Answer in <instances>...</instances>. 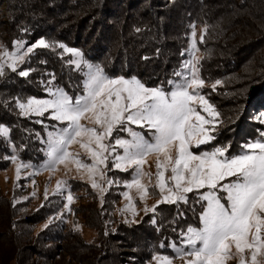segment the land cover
Instances as JSON below:
<instances>
[{
  "label": "trees",
  "instance_id": "16d2710c",
  "mask_svg": "<svg viewBox=\"0 0 264 264\" xmlns=\"http://www.w3.org/2000/svg\"><path fill=\"white\" fill-rule=\"evenodd\" d=\"M167 1L25 2L14 39L24 45L43 39L52 45L34 51L25 65V69L30 70L29 75L18 74L0 91V125L9 129V135L0 138V162L11 156L13 150L26 162L37 163L43 158L44 127L38 118H21L11 105L14 99L45 97L50 84L72 97L83 94V69L70 63L72 57L55 43L77 48L85 61L100 66L109 77H135L149 87L169 90L173 85L170 81L179 80L176 73L181 71L187 56L190 30L199 25L205 27L200 42L205 52L200 62V77L212 82L231 75V84L245 90L233 98V104H227L225 99V103H221L222 110L214 102L213 105L219 107V113L232 118L227 124L240 130L239 139L255 138L258 132H248L249 128L242 126V121L250 108L264 104V0H172L170 4ZM124 8L127 24L117 30L121 37L118 39L105 18ZM128 42L134 46L130 45L132 53H123L121 48ZM15 211L16 208L8 204L0 207V233L7 232L0 236V264H118L110 252H99L111 249L110 243L115 238L109 239V246L105 238L99 248L85 245L79 249L75 243L71 244L76 241L73 234L65 232L62 225L48 227L35 235L31 226L42 215L17 218ZM203 211L204 203L192 194L187 203H175L156 211L140 232L125 231L127 239L124 240L134 248L153 246L155 252L166 254L173 242L181 241L182 231L189 226H199ZM73 249L92 252L90 261L81 263L83 261L71 253Z\"/></svg>",
  "mask_w": 264,
  "mask_h": 264
},
{
  "label": "snow or ice",
  "instance_id": "6c2138e0",
  "mask_svg": "<svg viewBox=\"0 0 264 264\" xmlns=\"http://www.w3.org/2000/svg\"><path fill=\"white\" fill-rule=\"evenodd\" d=\"M15 43L17 52L5 50L3 53L8 59L0 63V76L4 75L5 66L16 72L17 62H22L34 47H50L43 39L26 48L21 41ZM58 47L78 58L70 61L77 68H80L81 62L87 66L84 94L73 98L63 89L56 88L49 89L52 99L33 97L24 102L18 101L23 115L43 116L47 112L51 119L66 125L58 134L49 133V159L45 167L52 171L61 164L67 167L71 157L78 166L77 170H87L91 186L104 192L105 189L93 177L99 174L101 179H106L104 169L111 171L106 153L110 152L113 168L122 171L134 169L135 175L125 187L129 190L135 188L141 201L158 193L156 204L150 209L145 207V212L155 213L162 203H187L188 194L193 192L206 202L200 215L202 226H189L181 232L183 247H177L175 242L171 245L184 264H227L233 259L237 260V264H264V131L260 133L262 139L242 146V154L229 155L228 146L193 152V146L199 148L215 139L211 133L220 122V113L199 91L205 81L198 77L192 61L185 65L189 68V75L176 73L183 82L170 81L175 90L165 91L161 87L146 86L135 77H109L101 67L84 61L79 50L62 43ZM29 71L22 70L18 74L26 77ZM52 79H55L54 74ZM219 84V80L212 84L213 91ZM202 112H206L211 119H207ZM259 115L260 122L264 124V112ZM85 120L95 126L82 124L81 121ZM131 125L146 129L152 134V140L145 139ZM114 131L127 132L131 139L113 138ZM0 134L7 137L9 129L0 125ZM84 137H87L86 142ZM105 140H111V143H104ZM77 143L86 150L90 164L77 159L79 153L68 151L69 146ZM117 146L123 149L122 155L116 152ZM151 155L156 156L153 187L157 191L154 193H150L148 185L141 182L148 176L151 184L152 173L144 171ZM11 159L15 161L16 157ZM26 166L21 164L17 167L18 177L20 167ZM63 183H57L58 191ZM112 183L111 179H107L109 186ZM203 189L207 191H201ZM221 192L225 194L223 199L226 203L222 202ZM123 195L132 201L129 192ZM66 200L68 205L73 203L70 192L66 194ZM129 206H132L131 203ZM154 259L157 264H172L169 256L156 255Z\"/></svg>",
  "mask_w": 264,
  "mask_h": 264
},
{
  "label": "rangeland",
  "instance_id": "374dc122",
  "mask_svg": "<svg viewBox=\"0 0 264 264\" xmlns=\"http://www.w3.org/2000/svg\"><path fill=\"white\" fill-rule=\"evenodd\" d=\"M17 1V2H14ZM32 0H0V63H3L8 58L3 55L4 51L7 50L9 52H17V42L15 38L17 31V23H19V17L21 13V9L25 2H29ZM169 0L166 3L170 4ZM126 9H122L120 12L113 13L110 16H107L105 21L114 29L113 35H117L118 39L120 37L117 34V30H121L120 28L126 27L125 15L127 14ZM205 27L204 26H194L192 27L188 36L187 41V56L183 62V66L180 72L189 75V68L185 67L189 61H192L197 70V75L200 77V62L205 56V52H202L200 42L201 37L203 36ZM193 31H195V37L193 38ZM122 33V32H121ZM124 33V32H123ZM41 39L34 41L30 44L24 45L23 48L28 46L38 44V41ZM195 40V49L193 48V41ZM50 46L51 42H46ZM61 44V43H59ZM55 43L56 46L59 45ZM130 42L125 43L123 46V53H132ZM133 46V45H131ZM69 47V46H67ZM134 47V46H133ZM23 48L20 51H23ZM41 49L44 47H34L33 51L27 55H25L24 60L17 62V71L13 72L9 67L5 66L4 75L0 76V91L2 89H6L4 86L8 81H12L18 75V73L25 69V65L28 62L29 56L36 51L37 49ZM77 49V48H74ZM64 54H69L72 57L73 61L78 60L77 57L72 56L70 53L65 52L61 49ZM78 50V49H77ZM80 51V50H79ZM81 52V51H80ZM19 54V53H18ZM84 59V58H83ZM85 61V60H84ZM10 62V61H9ZM75 65V64H74ZM93 65V64H92ZM98 66V65H94ZM76 67V66H75ZM100 67V66H99ZM77 68V67H76ZM80 68L83 69L84 74V82L87 80L88 69L87 66L81 62ZM77 68V69H80ZM105 73V72H104ZM239 75V74H237ZM124 77L127 79H131L125 76H117ZM179 80L175 83H182V77L178 76ZM201 78V77H200ZM138 79V78H136ZM232 76H226L215 81H221V84L216 86L215 90H219V93L216 94L215 90L212 89V84L215 81L208 82L205 81V85L199 91L201 94L205 95L209 102L213 105V102L217 104L220 110L221 103L233 104L235 103L234 97H238L240 93L243 94L245 90H242L240 86H233L231 84ZM140 80L143 84L148 86L145 81ZM160 87V86H157ZM162 88V87H161ZM49 89L55 90L54 85H47L46 87V96L38 99H52V96L49 93ZM165 90V89H164ZM175 90L172 87L169 90ZM228 91V93H227ZM225 93L227 95L225 96ZM84 94V93H83ZM82 95V94H81ZM70 96V95H69ZM80 96V95H79ZM78 96V97H79ZM72 97V96H70ZM33 98V97H30ZM37 98V97H35ZM76 98V97H73ZM11 99V98H9ZM29 98H18L14 99L11 103L12 107L16 110L18 115L21 118H29L35 117L38 118V122L40 125L44 127L45 137L41 140L42 143V160L39 162H26L24 161L18 152H12L11 156L7 159L4 157L0 162V207L5 205H11L16 208V216L17 218H28L33 216L42 215L39 220H36V223L32 225V229L37 235L39 232L46 230L48 227L53 228L57 226H61L65 229V232H70L73 234L76 241L71 242L75 243L79 249L83 248L85 245H88L92 248L98 247L99 243L102 239H107V246L110 244L111 249H105L104 251H99L100 253L110 252L111 255L114 256L118 264H157V261L154 259L156 255L161 256H169L172 258V264H184V261L178 258L177 252L173 249V247L169 246V251L166 254L157 253L154 251L153 246L134 248L130 244H126L125 240L127 237L125 236V231L131 233H138L141 229L145 228L148 224V219L151 218L152 211L145 212V207L149 209L156 204L157 199L159 198L158 193L155 195H150L145 201H141L139 198V194L136 189L133 188L129 190L125 187L127 183H129L133 176L135 175V171L132 168H129L127 171H122L119 169H115L112 167V154L106 153L108 155V168L104 169V174L106 179H101L99 174H96L93 178L96 180L98 184H100L105 191L101 192L98 188H93L91 186V179L89 177V173L86 169L80 168L73 162L72 158H69L67 162V167L64 164H61L57 167L55 171L45 167L48 163V149H49V133L58 134L60 129L64 128L66 125L62 124L54 119H51L49 113H44L43 116L30 114L23 115L21 109L18 107V101L24 102ZM8 101V100H7ZM6 101V102H7ZM11 101V100H10ZM10 104V103H7ZM215 107V106H214ZM216 108V110H217ZM199 110V107H198ZM218 111V110H217ZM264 112V104L260 105L259 108L253 109L250 108L248 115L242 121V126L247 127L248 132H252L253 130L257 131L255 138L251 140L239 139L238 132L240 130L236 128H232L228 126V122L232 118H230L227 114L224 113L222 115L220 113L219 120L220 122L216 124V130L211 134L215 137L209 143L201 145L199 148L193 146V152H202V151H212L215 147H224L228 146L229 155H238L242 154L244 149L243 145L248 142H254L258 139H262L260 133L264 131V124L260 122V113ZM207 119H211L207 115L206 112H202ZM82 124H85L88 127H94L95 125L88 123V121H81ZM134 131L140 132L144 135L145 139L149 141L152 140V134L148 132L146 129H142L137 127L136 125H131ZM258 135V136H257ZM113 138H123V139H131L130 135L127 132H119L114 131L112 134ZM2 134H0V138H3ZM80 139V138H78ZM86 142L87 137L83 138ZM104 143H111V140H105ZM94 148L95 145H92ZM68 151L70 153L76 154L79 153V156L76 157L82 163H91L90 157L87 154L84 148H81L80 144H73L68 147ZM116 152L119 154H123V149L117 146ZM15 156L16 160H12L11 157ZM21 164L27 165L26 167H20L19 177L17 176V167ZM103 168V166H100ZM145 172H151V184H149V177L145 176L142 179V183L148 185V190L150 193H154L157 190L153 187L156 180V156L151 155L147 159V164L144 166ZM166 177L170 175L169 173L165 174ZM107 179H111L113 183L111 186L107 184ZM235 179V178H232ZM59 181H63L61 184V190H57V183ZM227 183V181H225ZM201 191H207V189H203ZM47 192V199H45V193ZM70 192L73 196V203L70 205L67 204L66 194ZM129 192L132 196V201L125 199L123 193ZM35 193V195H33ZM53 193H56L55 195ZM196 194L195 192L188 194V199L190 195ZM198 196V195H197ZM222 198V202L226 201L223 199L225 194L223 192L220 193ZM199 198V197H198ZM204 203V210L206 202L201 200ZM131 203V207L129 206ZM175 204V203H174ZM178 204V203H177ZM67 205V206H66ZM170 203H162L156 209L165 210L166 207H169ZM69 208L71 211H69ZM136 214H134V211ZM1 214V212H0ZM47 225V227H45ZM201 221L199 218V226L201 227ZM133 230V231H130ZM1 235H7L6 233H0ZM131 234L127 235L130 237ZM126 237V238H125ZM115 238L114 242L110 244L109 239ZM125 239V240H124ZM135 243V242H134ZM70 244V242H69ZM70 244V245H71ZM73 245V244H72ZM79 245V246H78ZM153 245V244H152ZM177 247H183L182 242L176 243ZM97 248V249H98ZM109 248V247H108ZM73 249L71 253L77 255L79 259H81V263H85L86 261H90V253L88 251ZM71 250V249H70ZM60 250L58 249L57 252ZM233 251L235 249L233 248ZM65 257L66 254L63 253ZM227 264H237V260H229Z\"/></svg>",
  "mask_w": 264,
  "mask_h": 264
}]
</instances>
